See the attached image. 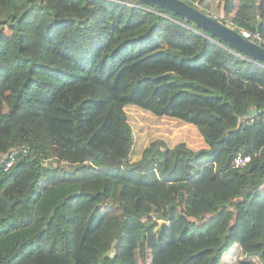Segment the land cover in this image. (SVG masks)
<instances>
[{
    "label": "trees",
    "instance_id": "1",
    "mask_svg": "<svg viewBox=\"0 0 264 264\" xmlns=\"http://www.w3.org/2000/svg\"><path fill=\"white\" fill-rule=\"evenodd\" d=\"M222 7L264 46V0ZM129 105L202 145L157 138L131 159ZM211 172L228 197L198 206ZM263 195V63L151 3L0 0V264H158L211 236L169 264H264Z\"/></svg>",
    "mask_w": 264,
    "mask_h": 264
},
{
    "label": "rangeland",
    "instance_id": "2",
    "mask_svg": "<svg viewBox=\"0 0 264 264\" xmlns=\"http://www.w3.org/2000/svg\"><path fill=\"white\" fill-rule=\"evenodd\" d=\"M233 1L236 2L237 0ZM200 2L202 5H198L199 8H202L206 13L219 20L225 18V22L229 24V18L232 14H229L228 16L224 12L222 7L223 0H200ZM3 107L4 109H7V102L3 104ZM126 111L129 115L128 120L133 132V144L130 155L131 159L138 158L142 149L146 147L152 140L157 138L165 139L169 145H174L181 140L186 141L191 146H199L203 143L202 137L200 136L197 128L192 124H187L183 121L168 116H157L134 105L127 106ZM260 118L261 117H259V119ZM252 129L250 131L251 133H254V130ZM212 175V172L208 174H201L195 180L194 184L198 192L196 205L198 206H203V204L206 203V196L208 193H212L215 197H228V192L225 189L219 187L217 181L212 177ZM262 198H264V195L260 197V199ZM259 202L260 200L255 202L257 207L259 206ZM262 202L263 200H261V203ZM255 211L258 213V217L255 215V237H253L252 241L256 240L261 230L264 204L260 208L255 207ZM216 240L217 238L211 236L209 239L169 247L167 251L159 257L158 264H169L178 255L182 254L188 247H200L205 244H212ZM228 258L229 255L226 254L224 259ZM148 259L149 258H143L142 263L147 264Z\"/></svg>",
    "mask_w": 264,
    "mask_h": 264
},
{
    "label": "water",
    "instance_id": "3",
    "mask_svg": "<svg viewBox=\"0 0 264 264\" xmlns=\"http://www.w3.org/2000/svg\"><path fill=\"white\" fill-rule=\"evenodd\" d=\"M142 3H151L160 7L172 10L194 24L211 32V34L225 40L230 46L242 51L243 53L253 57L258 62L264 64V46L257 41L245 36L242 32L237 31L229 24L213 17L199 7L189 4L184 0H135ZM257 113V108L254 106L247 110L246 115L242 118L252 117ZM115 244L112 247L111 255L114 254Z\"/></svg>",
    "mask_w": 264,
    "mask_h": 264
},
{
    "label": "built area",
    "instance_id": "4",
    "mask_svg": "<svg viewBox=\"0 0 264 264\" xmlns=\"http://www.w3.org/2000/svg\"><path fill=\"white\" fill-rule=\"evenodd\" d=\"M229 25H231L233 27L232 23H230V22H229ZM242 33L245 36H247L250 39H253L255 41H256V39H259V35L257 33H251V32H245V31H242ZM248 118H250V117H248ZM249 159H250L249 156H243L241 153H238L237 156L234 158V166L242 167L249 161ZM12 162H13V158H11L9 161H7V163L5 165V169H7L12 164Z\"/></svg>",
    "mask_w": 264,
    "mask_h": 264
}]
</instances>
